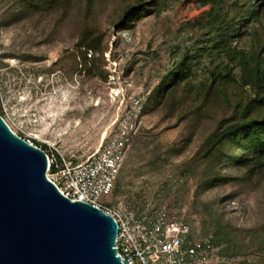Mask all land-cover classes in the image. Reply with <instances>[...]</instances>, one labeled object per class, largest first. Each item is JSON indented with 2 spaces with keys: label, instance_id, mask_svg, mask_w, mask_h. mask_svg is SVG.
<instances>
[{
  "label": "rangeland",
  "instance_id": "obj_1",
  "mask_svg": "<svg viewBox=\"0 0 264 264\" xmlns=\"http://www.w3.org/2000/svg\"><path fill=\"white\" fill-rule=\"evenodd\" d=\"M23 1L0 0V112L13 131L78 163L139 99L145 110L116 191L100 201L144 214L171 205L195 229L218 231L239 255L237 264H264V162L226 163L217 144L255 91L240 79L239 60L202 50L212 43V3L58 0L50 9L23 12ZM258 2L225 0L218 10L231 23L250 7L261 9L232 45L264 47V0ZM90 30L102 44L95 59L84 60L77 44ZM187 53L198 55V64L173 96L166 89L159 101L160 86ZM260 55L264 60V50ZM219 70L231 76L219 78Z\"/></svg>",
  "mask_w": 264,
  "mask_h": 264
},
{
  "label": "water",
  "instance_id": "obj_2",
  "mask_svg": "<svg viewBox=\"0 0 264 264\" xmlns=\"http://www.w3.org/2000/svg\"><path fill=\"white\" fill-rule=\"evenodd\" d=\"M46 151L0 113V264H129L118 254V223L71 201L47 176Z\"/></svg>",
  "mask_w": 264,
  "mask_h": 264
},
{
  "label": "built area",
  "instance_id": "obj_3",
  "mask_svg": "<svg viewBox=\"0 0 264 264\" xmlns=\"http://www.w3.org/2000/svg\"><path fill=\"white\" fill-rule=\"evenodd\" d=\"M135 102L114 120L100 147L78 163L44 149L48 178L71 201L92 204L116 219L118 254L129 264H221L208 239L192 236L189 226L165 210L137 219L100 201L102 196L114 195L117 176L139 128L142 105L139 99Z\"/></svg>",
  "mask_w": 264,
  "mask_h": 264
},
{
  "label": "trees",
  "instance_id": "obj_4",
  "mask_svg": "<svg viewBox=\"0 0 264 264\" xmlns=\"http://www.w3.org/2000/svg\"><path fill=\"white\" fill-rule=\"evenodd\" d=\"M224 1L225 0H205L204 2L205 4L212 3L207 16L208 23L212 25L214 32L211 36L212 43L210 45L202 46V50H207L210 57L213 56L214 52L216 54H222L223 51L224 54H226L231 59V61L239 60L237 63L239 64L241 71L240 79L245 84H250L254 88L255 97L252 99V104H247L244 106L242 118L235 123L229 124L225 131L218 136V159L222 157L223 159H226V163L229 164H242L243 162H246L248 164L252 163V165L260 166L264 162V73L262 70L264 60L260 55L261 52H263L264 47H261L259 50H257V52L254 50L248 51L237 45H232L231 40H233L232 38H234L236 34L240 33V26L244 23V21H246V19H258L261 9H253L250 7L248 13L243 15L242 18L230 23L226 20L225 15L218 13V10H223L222 7ZM254 1L256 4L259 3L258 0ZM57 2L58 0H25L21 2V5L25 6L22 11L38 12L44 10V8L50 9L54 7L55 3ZM261 6L263 5L261 4L260 7ZM142 10H145V8ZM129 20L130 18L126 21V24H130ZM235 24L238 25L237 28L234 27ZM96 33L97 31L95 30L87 31L77 44L80 48H85L83 51L84 60L95 59L96 57H93V55H95V53L100 50L102 37ZM89 50L92 51V53H90L92 58H88L87 56ZM198 58V55L194 56L187 53L184 59L181 60L175 68L169 71L165 81L158 90L157 97L159 101L166 98V89H172L169 96H173V94L176 92L175 90L177 86L181 82L187 80V78L191 75L193 67L198 64ZM226 70H224L225 73L219 70V78L231 76V72ZM253 108H257L260 113L257 114L256 110L254 111ZM143 110H145V107H143ZM246 114L249 116H246ZM138 134L139 132L135 136V140L138 137ZM33 142L37 146H42V148L45 149L44 145L40 144L36 140ZM133 144H135V141ZM220 146H225L227 149H220ZM229 149L238 150L232 152L231 155H224L228 153ZM129 151L125 156L117 176L116 187L118 185L123 166L125 165L130 153ZM238 152H241L240 155H236ZM230 156H232V158H229ZM162 209L173 216L177 221L189 226L192 236L208 239L211 242L216 254L221 258V264L238 263L239 255L234 253L231 245H229L225 239L219 235L218 231L205 233L200 229H195L184 218L180 217L179 214L172 209L171 205H158L157 207H153V209H151L149 213L146 214H144L139 208L125 209L123 213H133L137 219H140L144 218L145 216H150L155 210Z\"/></svg>",
  "mask_w": 264,
  "mask_h": 264
}]
</instances>
